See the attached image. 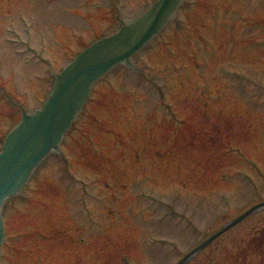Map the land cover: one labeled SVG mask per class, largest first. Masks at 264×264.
Segmentation results:
<instances>
[{"label": "rangeland", "instance_id": "rangeland-1", "mask_svg": "<svg viewBox=\"0 0 264 264\" xmlns=\"http://www.w3.org/2000/svg\"><path fill=\"white\" fill-rule=\"evenodd\" d=\"M154 2L0 0V146ZM132 61L5 204L0 264H176L264 202V0H184ZM186 264H264V210Z\"/></svg>", "mask_w": 264, "mask_h": 264}, {"label": "water", "instance_id": "water-1", "mask_svg": "<svg viewBox=\"0 0 264 264\" xmlns=\"http://www.w3.org/2000/svg\"><path fill=\"white\" fill-rule=\"evenodd\" d=\"M183 1L156 0L143 15L128 21L114 35L95 41L58 74L40 111L30 115L24 113L20 124L8 135L0 152V260L6 238L5 203L18 196L42 162L59 151L61 142L84 109L97 82L117 66H132L131 60L163 31ZM262 209L264 203L251 208L178 264L189 262L214 240Z\"/></svg>", "mask_w": 264, "mask_h": 264}, {"label": "flooded vegetation", "instance_id": "flooded-vegetation-1", "mask_svg": "<svg viewBox=\"0 0 264 264\" xmlns=\"http://www.w3.org/2000/svg\"><path fill=\"white\" fill-rule=\"evenodd\" d=\"M55 78V77H54Z\"/></svg>", "mask_w": 264, "mask_h": 264}]
</instances>
